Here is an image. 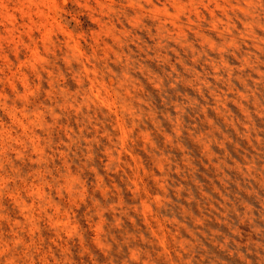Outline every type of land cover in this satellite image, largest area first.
I'll return each mask as SVG.
<instances>
[{"label": "rangeland", "instance_id": "rangeland-1", "mask_svg": "<svg viewBox=\"0 0 264 264\" xmlns=\"http://www.w3.org/2000/svg\"><path fill=\"white\" fill-rule=\"evenodd\" d=\"M0 264H264V0H0Z\"/></svg>", "mask_w": 264, "mask_h": 264}]
</instances>
